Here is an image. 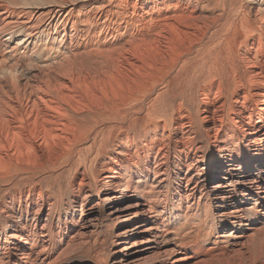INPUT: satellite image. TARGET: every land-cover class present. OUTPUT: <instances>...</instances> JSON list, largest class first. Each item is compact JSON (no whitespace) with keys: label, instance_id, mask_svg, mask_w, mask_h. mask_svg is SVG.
<instances>
[{"label":"bare ground","instance_id":"obj_1","mask_svg":"<svg viewBox=\"0 0 264 264\" xmlns=\"http://www.w3.org/2000/svg\"><path fill=\"white\" fill-rule=\"evenodd\" d=\"M195 222L216 227L209 248L180 240ZM103 231L110 263L85 254ZM251 245L264 0H0V264H214Z\"/></svg>","mask_w":264,"mask_h":264},{"label":"rangeland","instance_id":"obj_2","mask_svg":"<svg viewBox=\"0 0 264 264\" xmlns=\"http://www.w3.org/2000/svg\"><path fill=\"white\" fill-rule=\"evenodd\" d=\"M196 223L197 222L186 223L183 226V228H180V230L178 231V236H180L179 237L180 240L183 243H188V242L193 241L195 243L202 244L203 246L206 245V247L208 246V248H209V246H212V242L209 241V243H208L206 241H207V239H210V237H211V236L209 237L210 234L211 235H212V233L216 234V232H217L216 227L213 225H210V224H206V223L205 224H202V223L196 224ZM210 229H212V231ZM215 229H216V231H215ZM202 231H204L206 236L205 235L201 236L200 232H202ZM103 233L101 234V236H99V239H97L95 242L91 243L89 245V247H87L88 251L87 252L85 251L86 252L85 254H87V257H89V259L91 261L93 260L92 256H99L100 255V257H104L106 259L107 263H110V255H108V253L110 252V248L112 247L111 237H108L105 234V231H103ZM204 237H206V238H204ZM207 237H209V238H207ZM252 245H251V250H250V252H248V254L246 253V254H242V255L231 256V258L227 257L226 259L220 258L214 264H264V253H263L264 248L255 254L254 250L257 251V247H254ZM254 245H255V243H254ZM219 248L220 247L216 245V247L213 249L214 254L217 253V250L219 251L220 249H222V248H220V249Z\"/></svg>","mask_w":264,"mask_h":264}]
</instances>
